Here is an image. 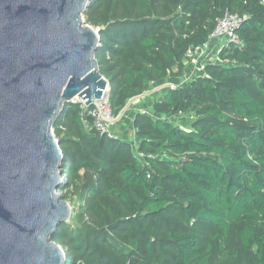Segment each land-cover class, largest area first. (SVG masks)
Listing matches in <instances>:
<instances>
[{"label":"trees","instance_id":"trees-1","mask_svg":"<svg viewBox=\"0 0 264 264\" xmlns=\"http://www.w3.org/2000/svg\"><path fill=\"white\" fill-rule=\"evenodd\" d=\"M162 1L172 16H158L161 0L88 7L95 24L99 7L115 6L101 19L95 53L103 77L112 73L104 78L113 111L174 66L182 71L186 50L208 40L225 9L242 18L243 47L221 50L230 63H211L187 86L166 91L174 113L192 116L189 129L138 112L134 151L83 128L77 103L64 105L53 126L60 170L68 182L86 171L81 199L100 221L87 226L77 217L52 239L65 264H264V2Z\"/></svg>","mask_w":264,"mask_h":264},{"label":"water","instance_id":"water-1","mask_svg":"<svg viewBox=\"0 0 264 264\" xmlns=\"http://www.w3.org/2000/svg\"><path fill=\"white\" fill-rule=\"evenodd\" d=\"M92 0H0V264H65L52 238L71 207L53 126L65 104L107 87L84 25ZM126 106L121 110V116Z\"/></svg>","mask_w":264,"mask_h":264},{"label":"rangeland","instance_id":"rangeland-1","mask_svg":"<svg viewBox=\"0 0 264 264\" xmlns=\"http://www.w3.org/2000/svg\"><path fill=\"white\" fill-rule=\"evenodd\" d=\"M91 3V2H90ZM89 7V6H88ZM167 8L166 4L161 0L159 3V7L157 8L158 16L161 18H165L168 16H172L174 11H171L169 15H165L164 11ZM88 10V8H87ZM85 11L83 15L84 25L91 26L95 30H100L103 28L102 25V17L111 18L112 13L115 11L114 2L108 3L102 7L98 8L97 13L95 14V18L97 22L95 24L89 22L88 16ZM99 58H101L99 56ZM184 60V69L180 71L178 67L174 66L171 71V76L162 79V80H153L149 82L146 86L142 87L141 93L134 95L132 98L126 100L124 106L120 108L118 105L114 106V112L117 115V124L112 127V132H114L115 136L126 142L131 143L130 149L133 151L135 147L133 146L134 142H138L139 139L136 135V128L134 126V118L135 115L141 110H146L147 115H152L153 117H158L162 119H166L177 126L189 127L191 122L190 115H180L178 113H174L173 109L169 107L168 104L164 102L163 96L165 95L167 90H176L181 87L182 80L186 77L187 71L186 68L191 69V64L185 58ZM191 66V67H190ZM186 71V72H185ZM109 72V71H108ZM105 70L104 77L107 76L108 73ZM169 83H173V87H169ZM174 101H177L176 97L173 95ZM161 102V104L165 105L163 110H160L158 107L156 108V102ZM160 104V105H161ZM126 106V109L123 111L121 116L118 118L121 110ZM64 181H66V186L59 188L58 192L62 195L63 199L70 205L71 207V216L68 223L75 227L77 226L76 218L81 217L82 220L87 224V226H94L97 220L100 219L97 216L91 217V213L87 209V204L82 200V185L87 180V173L84 169L79 171V177L70 178L69 182L66 179V176L63 175ZM83 192V191H82ZM78 264V263H76Z\"/></svg>","mask_w":264,"mask_h":264},{"label":"built area","instance_id":"built-area-1","mask_svg":"<svg viewBox=\"0 0 264 264\" xmlns=\"http://www.w3.org/2000/svg\"><path fill=\"white\" fill-rule=\"evenodd\" d=\"M241 21L242 18L239 15L225 9L222 15L216 19L208 40L202 46L196 48L189 47L186 50V57L192 66V71L182 80L181 87L187 86L194 78L203 75L205 67L211 63H230L227 59L221 60L219 53L221 50L230 52L232 49L243 47L242 39L237 32ZM168 85L169 87H173L174 84L169 83ZM73 103H77L79 106L78 118L83 128H92L101 137L106 136L118 139L111 130L117 124L118 119L111 107L108 84L101 97L95 100L92 107H88L81 98H75ZM140 113L147 114V111L141 110ZM178 114L183 115L181 112ZM190 117L192 118V116ZM138 144L139 141L134 142L133 146L136 148Z\"/></svg>","mask_w":264,"mask_h":264},{"label":"crops","instance_id":"crops-1","mask_svg":"<svg viewBox=\"0 0 264 264\" xmlns=\"http://www.w3.org/2000/svg\"><path fill=\"white\" fill-rule=\"evenodd\" d=\"M190 67H191V66H190ZM187 70H188V71H187ZM186 71H187V74H186V76H187V75H189V74L191 73V71H192V67H191V69L187 67V68H186ZM186 71H185V72H186ZM204 73H205V72H204Z\"/></svg>","mask_w":264,"mask_h":264}]
</instances>
